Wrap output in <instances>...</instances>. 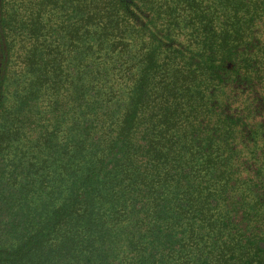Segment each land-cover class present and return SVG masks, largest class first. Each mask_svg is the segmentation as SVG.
<instances>
[{
	"label": "trees",
	"instance_id": "trees-1",
	"mask_svg": "<svg viewBox=\"0 0 264 264\" xmlns=\"http://www.w3.org/2000/svg\"><path fill=\"white\" fill-rule=\"evenodd\" d=\"M262 38L264 0H0V264H264Z\"/></svg>",
	"mask_w": 264,
	"mask_h": 264
},
{
	"label": "rangeland",
	"instance_id": "rangeland-1",
	"mask_svg": "<svg viewBox=\"0 0 264 264\" xmlns=\"http://www.w3.org/2000/svg\"><path fill=\"white\" fill-rule=\"evenodd\" d=\"M259 39H261V37ZM262 39H264V38H262ZM259 78H260L259 79L260 80L259 86L262 90H264V71L259 73ZM126 83H127L126 79L123 77H120V74H117L116 72L111 77V84L113 85V87H115L116 91L119 93L124 89ZM263 123H264V121H263ZM10 171H11V168H10Z\"/></svg>",
	"mask_w": 264,
	"mask_h": 264
}]
</instances>
